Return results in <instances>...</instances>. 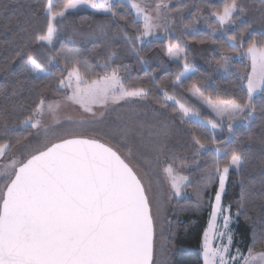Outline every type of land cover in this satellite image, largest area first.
<instances>
[{
	"label": "snow or ice",
	"instance_id": "obj_1",
	"mask_svg": "<svg viewBox=\"0 0 264 264\" xmlns=\"http://www.w3.org/2000/svg\"><path fill=\"white\" fill-rule=\"evenodd\" d=\"M128 2L135 10L134 19L129 18L131 13H119L117 9L124 4H113L112 0H67L62 9H57L53 0H45L43 6L33 10L31 18L24 21L19 17L9 18L0 25V31L11 33L13 37L7 42V55L0 60V74L6 78H16L12 66L17 65L19 75L43 83L55 75L51 65H64L54 87L45 84L43 89L18 87L11 92H0V164L4 168L0 173L4 177L0 181V264H155L154 240L160 202L151 194L150 184L132 161L143 159L144 150L153 147L160 149L156 153L159 161L165 145L158 138L168 135L170 125L166 119L146 123L129 117L122 124H110L97 118L106 115L110 104L146 99L151 95L143 86L126 87L119 69L113 66L114 58L118 59L114 46L122 41L129 52L146 63L138 45L151 44L150 38L158 40V31L167 36L174 23H170L168 13L180 9L169 8L165 0H158L155 7L144 0ZM260 3V19L264 24V0ZM8 7L5 4L3 10ZM79 8L105 14L106 22L88 34L89 38L102 40L107 47L106 53L98 54L103 63L97 60L91 64L81 57L78 48L63 49L67 55L55 48L60 23L67 18V13ZM246 11V6L238 0H225L222 8L215 7L210 14L215 21L193 13L187 21L181 18V23L184 29L194 30L203 19L212 29V36L222 29L227 35L226 26L235 24L240 19L237 13ZM41 13L45 23L37 27ZM141 20L142 25L138 22ZM251 28L252 23H249L238 29L227 36L225 43L211 40L220 45L219 59L213 57L219 68L227 71L233 55H244L250 60V71L241 77L247 81L246 98L214 101L195 83L192 86L193 93L215 113V118L206 122L213 130L211 140L195 131L191 133L195 155L199 156L201 151L212 155L202 190L218 183L209 225L211 231H205L202 243L203 264H264V233L253 235L252 242L246 245V253L242 251L229 227L231 206L226 209L221 204L230 172L235 170L242 174L245 152L250 149L243 144L224 146V141L215 137L216 130L235 136L237 121L250 124L255 120V96L257 93L264 96V36L246 40ZM186 39L199 44L208 42L195 36H186ZM37 47L54 53L48 57L47 64L35 55ZM166 54L183 63L184 71L173 81L174 87L182 86L181 76L193 71L186 45L169 39ZM155 86L163 93L165 101H175L167 88L159 83ZM48 88L86 113L81 123L92 127L97 135H79L69 129L58 133L55 140L49 139L43 117L46 114L55 117L61 104L48 100ZM158 103L161 108L168 107L167 103ZM176 103L181 123H191L199 116L193 108ZM259 111L264 113V103ZM163 115L154 110V116ZM56 122L60 123L58 119ZM42 128L43 139L39 131ZM14 129L21 131L17 133ZM103 137H107V142ZM253 142H256L254 137L249 135L247 143ZM258 142L264 146V135ZM186 164L187 158L175 155L164 158L162 170L170 181L172 196L179 197L190 183L188 176L179 171ZM260 165L264 171V158ZM248 199V193L242 190L237 215H246ZM217 216L223 220L222 227Z\"/></svg>",
	"mask_w": 264,
	"mask_h": 264
},
{
	"label": "trees",
	"instance_id": "obj_2",
	"mask_svg": "<svg viewBox=\"0 0 264 264\" xmlns=\"http://www.w3.org/2000/svg\"><path fill=\"white\" fill-rule=\"evenodd\" d=\"M67 0H53V4L57 9H62V5ZM45 0H0V25L7 19L19 17L21 21L31 18V14L37 6H43ZM123 3L124 7L118 8L121 14L130 15V19L135 18V12L131 6L124 1H116L113 4ZM225 0H220L211 7L222 8ZM7 4V10H3V6ZM207 12V11H205ZM66 19L60 23V34L55 39L54 45L56 50L61 51L62 55L66 48H78L81 57L88 60L91 64H95L97 60L103 63V59L99 53H106L107 47L102 40L96 37H88V34L95 29L97 25L106 22L105 14L96 13L90 8H79L66 14ZM141 25L142 22L138 21ZM45 23V16L41 13L37 27H42ZM246 23H238L235 31L214 38L221 43L227 42V36L235 34L238 29L246 27ZM188 36H195L197 39H206L210 42V35L205 32H197ZM260 38L264 36L263 32L249 31L246 40L251 37ZM71 37V38H70ZM11 33H3L0 31V60L7 55L5 49L8 47V41L12 39ZM167 40H153L151 44L145 42L144 45H138L142 49L146 63L140 62L138 57L129 52L123 46L121 41L116 44L115 50L118 53V59L114 58V67L119 69L120 76L124 79L128 88L145 87L151 95L146 98L153 107L164 109L175 118L181 120L179 106L176 101L187 107L193 108L199 113V118L203 121L213 119L214 116L206 108L197 103L189 95L193 84L203 92L205 96H211L216 99H244L247 95L246 79L241 77L249 72V64L245 59H240L232 63V67L226 76H216L210 79L209 74L203 69H196L189 77L181 81V85L173 86V81L183 71L180 62L172 61L166 54ZM191 43L199 44L187 39ZM207 42V43H208ZM204 43V44H207ZM215 59H219L220 45L215 44ZM35 55L39 60L47 64L48 57L54 53L48 52L43 47H37ZM214 59V60H215ZM51 71L55 74L51 79L40 82L29 80L23 75H19V68L13 65L12 69L16 78H6L0 74V92H11L13 88L30 87L35 89H43L45 84H57L60 75L59 70L64 67L62 63L50 66ZM95 71L96 69L93 68ZM159 83L168 89L170 95L175 97V101H165L163 93L155 86ZM48 99L60 98L63 95L52 92L51 88L46 89ZM2 100V97H0ZM167 103V108H161L160 103ZM257 104L256 119L250 124L241 121L234 126L236 135L233 136L227 131H216L215 137L218 141H224V146L239 147L241 144L245 148L250 149L245 152L246 164L242 174L236 171L230 172V178L226 184L225 193L222 195V204L226 207L231 206L230 212L234 214L235 220L232 224V232L237 242V246L246 253V245L252 242L253 235L259 236L264 233V171L261 169L260 161L264 158V146L258 142L259 137L264 135V113L259 111L261 104L264 103V96L260 93L255 96ZM186 119V118H185ZM190 134L195 131L201 137L211 140L213 131L201 122L193 121L184 123ZM13 131L19 133L20 129ZM254 137L256 142L247 143L248 136ZM212 160V155L207 151H203L199 158L197 167L186 172L190 183L183 190L179 197H173L172 202L162 208L158 214V223L154 240V261L155 264H203L200 254V243L203 233L206 229L212 205L215 199V192L218 183L211 184L207 189L202 190L205 183V176L208 166ZM248 193V209L245 214L237 215L238 201L241 192ZM259 250V249H258Z\"/></svg>",
	"mask_w": 264,
	"mask_h": 264
},
{
	"label": "rangeland",
	"instance_id": "obj_3",
	"mask_svg": "<svg viewBox=\"0 0 264 264\" xmlns=\"http://www.w3.org/2000/svg\"><path fill=\"white\" fill-rule=\"evenodd\" d=\"M116 1H124L130 5L128 0H112V2ZM220 0H165L168 3L169 8H178L179 12H169L168 16L170 17L171 27L168 29L167 36H165L163 31H158L157 35L159 36L158 40H167L169 37H173L172 42H180L182 45H186L187 53H188V63L191 65V69L189 73L181 76V81L189 77L196 69L205 70L210 79L216 76H226L229 73V70L232 67V63L234 61L245 59L247 64H249V69H251L250 60L244 55H233L232 63L229 66L228 70L225 71L222 68H219L213 59L216 54L215 44L211 43V40L221 36L226 35L225 30H219L216 32L215 36H212V29L208 27L207 23L201 19L200 22L195 26V29H184L181 23V18L184 21L191 19L193 13H197L199 15H203L205 17H209L212 21H215V17L211 16V7L208 5H214ZM150 7H155V3L158 0H144ZM238 3L246 6L247 11L244 14H239L240 19L236 20L235 24L227 25L226 31L227 33L235 31L238 23H252V28L250 31L263 32L264 24L261 23V3L260 0H238ZM182 5H188V7L183 8ZM131 6V5H130ZM207 11V12H205ZM135 12V10H134ZM142 22V20H141ZM205 31L210 35V42L203 45H198L195 43H191L186 39V36L195 34L197 32ZM152 40H156L150 38ZM169 57V56H168ZM170 60H173L169 57ZM179 62V61H176ZM182 64L183 68V63ZM184 71V69H183ZM182 71V72H183ZM250 71V70H249ZM246 89H247V81H246ZM257 93L256 95H258ZM191 98H193L197 103L206 108L215 118V113L199 98L198 94H194L192 89L189 92ZM49 101L60 102L61 107L57 110L55 117L52 114H46L43 117V123L45 128L47 129V136L49 139L55 140L57 134L63 132L65 130H71L76 134L84 135V136H96V131L88 126L87 124H82L81 121L85 120L87 114L82 110H79L77 106L71 105L65 101L64 96L55 99H48ZM154 110L157 113H163L162 117L154 116ZM129 117L135 120H142L146 123H155L158 119H166L170 125V131L167 136L161 135L158 139L165 145L163 148V152L160 155L159 161L156 159V153L160 151V149L153 147L150 150H144V158L137 160H133L132 163L140 169L141 175L144 176L145 182L150 184L151 194H153L160 202V211L165 206H168L173 197L172 190L170 187V181L167 175L162 170V165L164 163L165 156L171 157L175 155L180 158H187V164L179 171L182 172L183 175L186 174L189 170L197 167L199 164V156H196L193 150L191 134L184 123H181V120L175 118L173 115L169 114L166 110L157 109L153 107L147 100L145 99H129L127 101H122L120 104L109 105V109L106 112L104 117H98L97 119H103L105 122L110 124H122L127 122ZM57 119L60 121L57 124ZM194 121H198L206 125L210 130L211 127L206 123L207 121L201 120L197 117ZM241 121H237L235 125L239 124ZM37 131V130H33ZM41 139L44 138L45 131L44 129H40ZM213 131V130H212ZM218 131V130H216ZM101 138V137H97ZM103 139L107 142V137H103ZM114 144L115 141H112ZM203 151H201L202 153ZM195 161V162H193ZM179 168V162H177ZM4 171L3 165L0 164V173ZM233 171V170H232ZM235 171V170H234ZM147 172V174H145ZM4 179L3 175H0V181ZM2 186V185H0ZM172 197L169 199V197ZM215 204V199L213 205ZM222 204V200H221ZM223 205V204H222ZM224 206V205H223ZM226 209L228 207L224 206ZM156 205L154 204L153 210L155 212ZM158 213V214H159ZM212 213V210H211ZM227 214V213H226ZM231 222L229 227L232 229V224L234 223L235 216L230 212ZM213 219L210 214L207 226L205 231H211L209 225L210 221ZM217 222L223 225V220L220 217H216ZM204 231V233H205ZM204 233L200 243V254L202 256V243L204 238Z\"/></svg>",
	"mask_w": 264,
	"mask_h": 264
}]
</instances>
